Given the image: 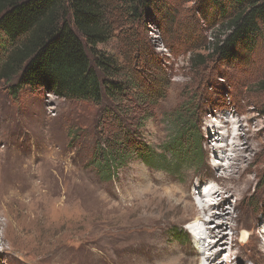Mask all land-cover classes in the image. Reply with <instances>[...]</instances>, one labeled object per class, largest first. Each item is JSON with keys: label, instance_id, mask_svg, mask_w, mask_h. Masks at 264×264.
<instances>
[{"label": "rangeland", "instance_id": "1", "mask_svg": "<svg viewBox=\"0 0 264 264\" xmlns=\"http://www.w3.org/2000/svg\"><path fill=\"white\" fill-rule=\"evenodd\" d=\"M164 3L168 9L137 20L122 0H103L109 36L96 48L128 79L141 75L136 82L164 90L150 108L121 106L131 117L124 124L141 122L165 169L133 157L114 176L101 174L97 144L114 125L105 110H117L108 99L100 107L29 91L15 98L0 83V264H205L208 254L197 252L210 241L219 242L218 264H264V49L222 66L212 49L229 35L226 25L198 0ZM63 7L71 17L68 0ZM186 103L201 113L200 156L188 149L174 157L164 147L174 135L171 117ZM203 200L224 202L232 215L224 235L192 231L208 219Z\"/></svg>", "mask_w": 264, "mask_h": 264}, {"label": "trees", "instance_id": "2", "mask_svg": "<svg viewBox=\"0 0 264 264\" xmlns=\"http://www.w3.org/2000/svg\"><path fill=\"white\" fill-rule=\"evenodd\" d=\"M68 2L71 17L63 7L64 0H0V83L8 85L15 98L21 92L29 91L100 107H103L105 98L108 99L116 104L117 110H105L114 125L109 136L97 144L93 163L101 174L107 178L114 176L133 157H139L148 167L165 169L161 167L166 163L165 157L147 145L140 133L138 126L141 122L137 120L132 129L124 124L125 119L131 117H123L129 116L124 112L129 108L121 106L129 103L136 108L142 107V103L150 108L152 105L148 100L164 96V90L149 89L142 82H136L141 81V75L134 80L132 77L128 79L124 67L97 50V45L106 42L109 36L108 27L101 23L103 0ZM163 2L122 0V4L130 9L128 14L137 20H146L151 10L168 9ZM198 2L203 5L202 12L211 11L213 19L217 16L230 32L212 49L222 66L236 63L244 53H253L258 45L264 49L262 0ZM61 11L68 19L63 23ZM259 89L264 92V80ZM134 92L138 95L128 100ZM191 105L183 104L171 117L174 135L165 145L164 152H170L172 156H186L188 149L201 150L198 142L201 113L198 105ZM193 155L196 156V152Z\"/></svg>", "mask_w": 264, "mask_h": 264}, {"label": "bare ground", "instance_id": "3", "mask_svg": "<svg viewBox=\"0 0 264 264\" xmlns=\"http://www.w3.org/2000/svg\"><path fill=\"white\" fill-rule=\"evenodd\" d=\"M222 135L224 137V134H222ZM225 137H226V135H225ZM225 137L221 140L222 142H226ZM238 138L239 137H236L235 140H237ZM209 139H210V137H209ZM233 147L237 148V150H240V147H241L240 142L239 141L233 142V144L231 145V148H233ZM220 149H221L220 152L222 153L223 148H220ZM232 152L235 153V151H232ZM226 157H227V155L224 152L222 158H226ZM218 193H219L218 190H212V191H209L208 196L215 198ZM203 197H205V195H203ZM206 204H207V202L203 200V202H201L200 206L202 207L201 210L203 211V214L205 216H207L208 219H206V220H203L202 218L197 219V221L194 223L195 225H193L191 227V229L195 233L196 236H206L207 237L206 239H211L215 236H218L219 234L220 235L223 234V231L226 230V228L228 227L227 226L228 224L224 222L225 220L228 222H232L233 220H232V215L229 216V214H227V212H224V210H225V208L223 206L224 202L210 204V205H206ZM218 211H222V212L219 213ZM215 220H220V221H218V223H216L217 225L215 226V228H213L214 225H213V227H209V225L212 224V222L214 224ZM230 229L233 230V227L230 226ZM234 230H235V228H234ZM263 233H264V231H263ZM202 239L203 238H201V240ZM222 240H224V237L220 240V242ZM218 243L219 242L216 243V242L210 241L209 243L206 244L204 242L201 244L202 245L201 248L200 247L198 248V252H197L198 255L201 254L203 256H206L208 254L207 257L205 258V264H218L217 262L219 260V257L221 256V254H220V252L216 254L213 251V250H216ZM211 251H213L214 253H209ZM201 264H203V263H201Z\"/></svg>", "mask_w": 264, "mask_h": 264}]
</instances>
